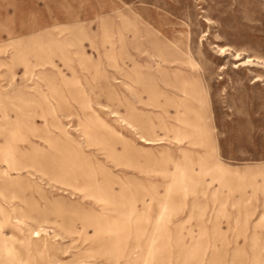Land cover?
Masks as SVG:
<instances>
[{
    "label": "rangeland",
    "instance_id": "obj_1",
    "mask_svg": "<svg viewBox=\"0 0 264 264\" xmlns=\"http://www.w3.org/2000/svg\"><path fill=\"white\" fill-rule=\"evenodd\" d=\"M0 264H264V0H0Z\"/></svg>",
    "mask_w": 264,
    "mask_h": 264
}]
</instances>
